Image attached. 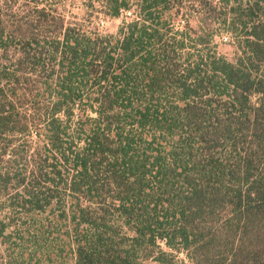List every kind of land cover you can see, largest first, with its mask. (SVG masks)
Wrapping results in <instances>:
<instances>
[{"label": "trees", "instance_id": "obj_1", "mask_svg": "<svg viewBox=\"0 0 264 264\" xmlns=\"http://www.w3.org/2000/svg\"><path fill=\"white\" fill-rule=\"evenodd\" d=\"M100 1L115 35L0 0V196L14 191L10 206L31 212L68 207L74 264H149L176 243L190 264H261L264 0H223L226 12L214 0ZM195 8L208 33L193 49L211 47L220 21L235 57L184 53L192 30L174 26ZM147 127L180 147L151 161L137 148Z\"/></svg>", "mask_w": 264, "mask_h": 264}, {"label": "rangeland", "instance_id": "obj_2", "mask_svg": "<svg viewBox=\"0 0 264 264\" xmlns=\"http://www.w3.org/2000/svg\"><path fill=\"white\" fill-rule=\"evenodd\" d=\"M29 0V9H35V7H47L49 11L54 10V15L57 17L65 18L67 25H87L93 32H98L101 35H115L119 29L120 21L107 17L104 14V6L100 0ZM191 0H185L187 6H192ZM24 4L23 1L19 5ZM214 5L217 6L219 11L226 12L228 5L223 0H214ZM234 5V2L229 4V7ZM20 10V11H19ZM22 7L16 9V13L22 12ZM87 11L91 13L89 16ZM187 15L179 18L175 23V32L183 33L189 29L192 30L191 40L187 47L184 49V53L192 52L194 55L199 53H205L210 50L215 52L219 56L225 55L230 59L235 57L236 47L234 44L235 36L227 33L221 27L220 21H209L210 29L212 30L211 47L205 48L204 45L198 46L193 49L191 43L194 42L195 33L204 35L208 33L207 26L202 22L204 19L201 9L195 8L194 10H185ZM89 16V17H88ZM88 19V20H87ZM212 24V25H211ZM191 41V42H190ZM85 93H92V89H84ZM166 95L176 94L175 87L170 86L162 92ZM257 101V97L253 99ZM95 116V113H91ZM128 130L134 129L133 126H128ZM148 136H145L142 140V144L137 148L143 147L148 149V155L151 157V161H154L155 157L159 156L156 150L161 151V155L166 157L169 151L173 148H179L177 139L171 137H159L160 133L150 127L145 130ZM35 133L33 139H37ZM156 176V172H154ZM180 170L177 174H174V182L177 184L180 180ZM154 178H148L151 183L147 184L151 190L157 187V183ZM15 194L11 191L9 195L0 196V204H4L5 208L0 210V222L5 226L4 240L0 241V264H9V262H18L20 264H50L51 261L57 260L63 262V264H74L75 251L72 243L76 236L72 226V219H65V213L70 210L68 207H62L58 202H54L51 206L45 207L42 211L31 212L28 209L12 208L9 200L12 195ZM65 196V195H63ZM66 197V196H65ZM70 198H68L67 202ZM64 203V202H63ZM66 210V212H65ZM59 218L62 219L59 221ZM44 231L46 234L40 233ZM124 236V232L127 230H120ZM124 231V232H123ZM48 232V233H47ZM54 232V233H53ZM123 236L121 237L122 240ZM131 245V241H126ZM177 248H181L176 243ZM72 248V250H71ZM177 248L170 249L162 244L160 249H156L153 258L149 259V264H190L186 254ZM152 249V247H151ZM25 255H31L25 257ZM141 257V256H139ZM228 255L221 257V262L228 261ZM156 259H159L156 261ZM264 264V262H261Z\"/></svg>", "mask_w": 264, "mask_h": 264}]
</instances>
